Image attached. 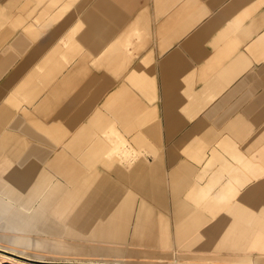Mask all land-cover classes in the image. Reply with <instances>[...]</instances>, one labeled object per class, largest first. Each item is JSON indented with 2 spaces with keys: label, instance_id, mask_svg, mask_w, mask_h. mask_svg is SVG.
<instances>
[{
  "label": "crops",
  "instance_id": "crops-1",
  "mask_svg": "<svg viewBox=\"0 0 264 264\" xmlns=\"http://www.w3.org/2000/svg\"><path fill=\"white\" fill-rule=\"evenodd\" d=\"M1 226L62 264H264V0H0Z\"/></svg>",
  "mask_w": 264,
  "mask_h": 264
},
{
  "label": "rangeland",
  "instance_id": "rangeland-1",
  "mask_svg": "<svg viewBox=\"0 0 264 264\" xmlns=\"http://www.w3.org/2000/svg\"><path fill=\"white\" fill-rule=\"evenodd\" d=\"M4 227H0V264H62L68 260H62L61 258L55 259L53 257H47V258H31L33 253H36V251H51L48 250L50 247L49 241H42V247L39 248L37 243H28L27 239L24 238L21 242L22 243H16L15 238L12 236V234L2 231ZM27 237V236H26ZM47 237V236H46ZM44 236H30L27 238L30 239H38V238H46ZM49 239V238H46ZM69 246V244H68ZM58 250V249H56ZM62 253H68L65 254V256L61 255V257H69L71 254H76L78 252L77 250H58ZM52 253V252H50ZM69 255V256H68Z\"/></svg>",
  "mask_w": 264,
  "mask_h": 264
}]
</instances>
